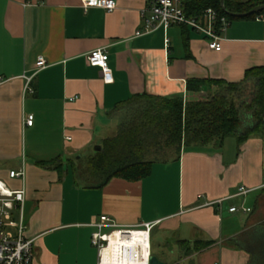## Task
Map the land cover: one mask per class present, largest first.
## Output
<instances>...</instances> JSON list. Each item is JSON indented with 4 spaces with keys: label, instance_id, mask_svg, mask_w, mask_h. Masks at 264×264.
Instances as JSON below:
<instances>
[{
    "label": "crops",
    "instance_id": "1",
    "mask_svg": "<svg viewBox=\"0 0 264 264\" xmlns=\"http://www.w3.org/2000/svg\"><path fill=\"white\" fill-rule=\"evenodd\" d=\"M149 2L85 11L80 0H0V182L25 190L33 264H99L92 235L102 215L124 227L156 223L164 242L214 240L193 254L195 264H248V252L229 240L264 219L254 213L264 203V129L242 143L231 137L220 148L183 149L136 181L99 185L83 172L95 147L116 133L119 103L142 93L206 99L221 88L211 80L239 83L264 66V18L231 22L216 51L180 25L136 35ZM95 49L108 52L112 80L87 62ZM41 55L47 66L28 92L24 75ZM22 169L24 177H10ZM152 249L176 264L168 262L173 251Z\"/></svg>",
    "mask_w": 264,
    "mask_h": 264
},
{
    "label": "trees",
    "instance_id": "2",
    "mask_svg": "<svg viewBox=\"0 0 264 264\" xmlns=\"http://www.w3.org/2000/svg\"><path fill=\"white\" fill-rule=\"evenodd\" d=\"M263 4L264 0H224L223 7L221 0H183L185 12L190 17H197L213 7L230 22L264 18V10L244 17L233 15L249 12ZM182 27L184 32L191 30ZM210 82L221 88L206 99L185 103L180 97L142 93L119 103L116 133L105 138L102 149L86 160L83 172L99 185L114 177L136 181L150 174L153 162L169 160L180 155L183 149L220 148L231 137L242 143L264 129V66L248 69L239 83ZM49 164L61 168L54 162ZM229 241L248 252V264H264V219L247 226ZM214 243V240L193 243L178 240L187 255ZM152 254H155L153 249ZM190 264L195 262L192 260Z\"/></svg>",
    "mask_w": 264,
    "mask_h": 264
},
{
    "label": "built area",
    "instance_id": "3",
    "mask_svg": "<svg viewBox=\"0 0 264 264\" xmlns=\"http://www.w3.org/2000/svg\"><path fill=\"white\" fill-rule=\"evenodd\" d=\"M81 6L87 11L91 7H100L107 11H114L118 5L117 0H80ZM143 27L136 35H143L163 28L167 30L172 25L187 26L191 30L204 35L211 49L220 51L224 33L231 22L226 17H221L217 10L209 7L197 17L186 14L183 0H150L148 7L143 11ZM168 46L169 39L166 38ZM87 62L93 66H100L105 80H112V69L109 66V54L105 49H95L88 53ZM47 66V60L43 55L38 57L35 70L30 75H24L27 80L26 91L34 92L31 86L34 76ZM33 115H29L26 123L32 125ZM25 170H11L10 177H24ZM2 183V182H1ZM3 187L6 186L3 184ZM8 190V189H7ZM245 187L240 188L239 194L247 193ZM25 200V190L4 192L0 187V264H33L35 261L34 239L27 236V224L25 223L22 204ZM237 206L230 211H238ZM245 212L250 208H243ZM156 223L145 222L134 227L119 225L108 215H102L94 223L96 231L92 235V243L98 248L99 264H102L105 250L111 246V238L116 235L127 241H133L136 236H142L148 243V254L142 251L140 246L133 243L123 245L121 250L123 260L146 261L152 255V230ZM138 244V243H137ZM218 264V263H215Z\"/></svg>",
    "mask_w": 264,
    "mask_h": 264
},
{
    "label": "bare ground",
    "instance_id": "4",
    "mask_svg": "<svg viewBox=\"0 0 264 264\" xmlns=\"http://www.w3.org/2000/svg\"><path fill=\"white\" fill-rule=\"evenodd\" d=\"M0 187L4 189L5 193H8V190L3 187V183L0 182ZM129 243H133L136 245H142L140 248L145 253L148 254V243L147 240L142 236H136L133 241H127L121 236L116 235L111 238V246L104 253V259L102 264H146V261H138V260H123V256L121 250L123 245H128ZM138 243V244H137Z\"/></svg>",
    "mask_w": 264,
    "mask_h": 264
},
{
    "label": "rangeland",
    "instance_id": "5",
    "mask_svg": "<svg viewBox=\"0 0 264 264\" xmlns=\"http://www.w3.org/2000/svg\"><path fill=\"white\" fill-rule=\"evenodd\" d=\"M233 21H237V19L233 20ZM93 152H95V150ZM258 209H259V211L258 212L254 211V213H256V215H259V214L260 215L256 216L258 219L256 217H255V219L261 220L264 218V203H262V205ZM259 217H260V219H259ZM252 219H253V217H252ZM253 222H255V221H252V223ZM151 239H152L151 242H152L154 250H161V249L164 250L166 248L167 249L166 251H168V253L173 251L172 256H174V258L171 256L170 261H168V262L176 263V264H190V261H192L193 254L187 255L186 252L184 251V249L178 244L177 238H174V241L170 240V241L164 242L162 239V234H161L160 230L155 227L154 230H152ZM174 248H176V250Z\"/></svg>",
    "mask_w": 264,
    "mask_h": 264
},
{
    "label": "water",
    "instance_id": "6",
    "mask_svg": "<svg viewBox=\"0 0 264 264\" xmlns=\"http://www.w3.org/2000/svg\"><path fill=\"white\" fill-rule=\"evenodd\" d=\"M221 4H222L223 7H225L224 0H221ZM261 10H264V4L255 7L254 9H252L249 12H246V13H233V15L236 16V17H244V16H247L249 14H252V13H255V12H258V11H261ZM101 149H102L101 145H98V146L95 147V150H97V151H100ZM149 264H166V262L162 261L156 254H152L150 256V258H149Z\"/></svg>",
    "mask_w": 264,
    "mask_h": 264
}]
</instances>
